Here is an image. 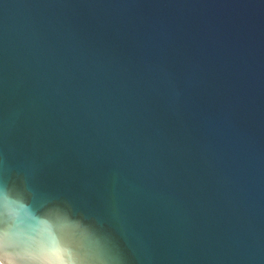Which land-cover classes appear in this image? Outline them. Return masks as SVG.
Masks as SVG:
<instances>
[{"label": "water", "instance_id": "obj_1", "mask_svg": "<svg viewBox=\"0 0 264 264\" xmlns=\"http://www.w3.org/2000/svg\"><path fill=\"white\" fill-rule=\"evenodd\" d=\"M15 238L49 264H264V0H0Z\"/></svg>", "mask_w": 264, "mask_h": 264}, {"label": "clouds", "instance_id": "obj_2", "mask_svg": "<svg viewBox=\"0 0 264 264\" xmlns=\"http://www.w3.org/2000/svg\"><path fill=\"white\" fill-rule=\"evenodd\" d=\"M7 248L16 253L17 264H35L33 257L37 254L45 257L41 264H49L47 257L51 255L52 249L50 246L33 247L28 242L21 238H15L12 241L0 239V249Z\"/></svg>", "mask_w": 264, "mask_h": 264}]
</instances>
